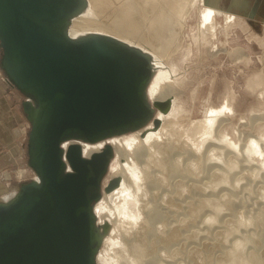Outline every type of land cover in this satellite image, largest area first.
Segmentation results:
<instances>
[{"label": "water", "instance_id": "obj_1", "mask_svg": "<svg viewBox=\"0 0 264 264\" xmlns=\"http://www.w3.org/2000/svg\"><path fill=\"white\" fill-rule=\"evenodd\" d=\"M87 0H0V71L22 96L27 165L36 178L0 197V264H98L110 229L95 205L120 185L106 176L107 140L161 125L172 101L149 98L150 53L110 33L74 36ZM145 136V132H142ZM106 140L86 156L82 142Z\"/></svg>", "mask_w": 264, "mask_h": 264}, {"label": "bare ground", "instance_id": "obj_2", "mask_svg": "<svg viewBox=\"0 0 264 264\" xmlns=\"http://www.w3.org/2000/svg\"><path fill=\"white\" fill-rule=\"evenodd\" d=\"M87 1L88 3L85 10L73 18L70 32L74 36L89 32L110 33L150 53L156 66L155 69L159 70V72H156L149 86V98L151 101H164L167 99L172 101L168 112L156 113V115H160L162 119L159 129H153L152 122H150L151 125L146 132L145 129L142 128L139 129V131H134L135 133L133 134L113 137L111 140V145L114 147V157L111 163L112 166L114 165L112 177H120L121 183L110 192H103L101 198L103 200H100V203H98V201L95 208L97 213L100 214L101 223L107 220L115 224L113 237L119 231L122 233L120 236V243L123 247H121L122 249H120L119 252L117 251L118 248H112L111 251L114 253L112 264H146L149 260L154 258L156 254L153 253V248L158 243V240H156L152 248L151 245L152 241L158 238L157 234L160 235V238H164L165 240H176V242L173 241L176 246L169 251L170 256L175 255L176 252L184 254L183 252L189 249L188 254L208 263L207 257L209 252L205 250L207 249L206 247L209 241H206V244L204 241V243L201 241V243H198L204 245V247L190 245L192 241H189L190 243H187V247L189 248L186 247L185 251H182L183 247L179 248V245L183 244L185 241L182 240L183 238L189 240L192 235L197 237L198 232H196L197 229L195 232H192L190 229L192 226L185 228L181 226V223L193 224L192 220H190L191 223H189L190 221L187 219L192 218L194 214L205 206H210L212 204L222 205L228 208L236 206L232 200L234 196L231 193L229 194L233 197L226 195L227 190L225 191L222 187L229 188L232 190L230 192L233 193L235 190L234 188L240 185L241 179L244 177L245 170L243 167L245 165L249 166L251 169V172H248L253 175L252 177H254V180L260 182V184H257L259 185L261 193L260 200H264V109L252 110L248 116L241 117V121L238 125H233L234 123L231 121V117L235 114L232 102L234 93L227 92L225 100L221 105L218 107L208 106L202 117L194 118L190 113H185L186 111L182 106H176V101L180 99L179 96L182 95V91L180 87L175 85V82L181 79V76L175 75V81L173 79V81H171L170 75L168 74L173 71L175 72L173 67V69H170L172 72L169 73L160 71L161 67L164 66L166 62L172 64L174 55L183 53L188 56L192 53L194 47H196L197 51L199 50L201 55L205 54L207 58L217 57L222 53H228L234 55L233 58L236 59V61L242 62L246 56L242 51V47H232L231 51L228 48L230 38L229 31L231 27L237 25L245 29L247 28L245 22L242 20V16L236 11L238 9H245L243 14L250 15L251 13L252 15L251 5H249L248 0H233L234 3H231L229 7L224 6L221 0ZM197 8L201 12L200 21L196 27H191L190 29L195 36L194 43L187 44V46L184 47L183 40L187 33V29L190 28V19ZM220 15L223 16L224 23H219L218 16ZM222 28L224 31L223 35L226 36L224 40L219 37ZM187 34L190 35V32ZM260 40L264 42V38ZM262 60L264 61V55ZM259 84L264 85V71L254 76L249 82V85L253 87L257 86V88ZM261 97H264V90L261 92ZM262 101H264V98ZM246 124H251L253 130L248 129L250 132H246L244 128ZM226 129L231 132L230 137L226 136ZM143 131L146 134L145 136L142 135ZM245 133H247V136L250 135V137H248V142L244 144V148L241 150L238 144L241 139L246 137ZM104 141L102 140L95 143L82 142L84 154L89 156L92 152L102 149L105 144ZM185 144L187 147L183 148L182 146ZM178 148L186 150L187 155L190 154L188 156L185 155L187 158H190L191 161H186L187 163L184 167L176 163V161H180L179 158L183 155L182 153H184L179 150V152H174L175 149ZM174 153L179 155L175 160H172L173 155H175ZM185 156L184 158L186 159ZM255 160L260 161L256 162ZM233 168L237 173L243 174V176L239 175L236 178L232 176L231 172ZM23 170L27 171L28 169L24 168ZM155 170L159 171L153 175ZM186 171L188 173L195 172V174H199L197 171H199L200 174L205 172V176L200 180L198 179L201 182L200 187L203 189H207L208 187L211 189L220 187L219 191L220 189L225 191V193L223 192V196H225L223 197L225 198L223 199L224 201L205 198L200 201L201 203L197 201L195 206H193L190 201L189 205L193 207H190V210L188 209L189 211L187 210L188 212H186L184 216H179L180 213L177 211L175 212L177 209L176 206H178L179 203H177V205L176 202H174L176 199H174L173 196L175 191L174 187L175 185L180 187L176 191L180 190L181 192L187 189L185 186H194V183H191L192 180L190 182L184 180V172ZM204 177H208L209 179L204 180ZM195 180H197V178ZM162 183L165 184L163 189H161L162 186L160 185ZM200 187L198 188L201 189ZM148 193L149 195L160 194L164 201V205H150L148 207L147 205L150 203ZM234 193L236 195L237 191H234ZM203 194L205 193L203 192ZM209 194L210 193H207V195ZM9 196L10 195H5V198ZM187 196L188 195H186V197ZM180 200L185 201V199ZM252 201H254V198ZM194 202L196 201H193V204ZM183 203L184 202H182V204ZM237 203L239 202L237 201ZM187 204L188 203L185 202V206H187ZM182 208L185 209V207ZM120 211H122V216L119 214ZM170 211H174L175 213L170 215L168 221L163 220L164 222L156 228L153 221L159 219L165 212ZM261 212L259 213L261 214ZM263 215L261 217H263ZM207 216V221L212 223L216 219L217 214L214 213ZM254 219L255 217L251 215L246 221L253 223L255 222ZM137 220L139 224L134 227ZM126 224H129L131 227L126 226ZM262 225H264V223H262ZM183 227L185 229H183ZM183 230H185L184 232L187 231V233L183 234ZM205 232L203 231L201 234ZM218 232H220V230H218ZM226 232L227 231L221 232L220 234L224 236ZM246 238L256 240L259 243L260 251L256 253V260L259 264H264V226L256 235L252 234ZM192 239L193 238H191V240ZM210 243L215 244V242ZM244 243L245 239L241 241V243L239 239L233 244V247L238 245L237 247L230 250L229 254L222 252L217 259L221 264L248 263L249 257L246 253H244V256H239L238 259L235 260V257L244 251ZM198 244L196 243V245ZM116 251L117 253H115ZM171 261L174 263H170ZM171 261L167 259L166 264H177L175 260Z\"/></svg>", "mask_w": 264, "mask_h": 264}, {"label": "rangeland", "instance_id": "obj_3", "mask_svg": "<svg viewBox=\"0 0 264 264\" xmlns=\"http://www.w3.org/2000/svg\"><path fill=\"white\" fill-rule=\"evenodd\" d=\"M221 3L224 4V6L229 7L231 6V3H234V2L233 0H221ZM248 3L249 5H251V10L253 13L252 15L251 13L250 15H246L245 13L243 14L245 9H238L236 11L240 16H242V20L245 22L247 28L245 29L244 27L237 25V26L231 27L229 31L230 38H229L228 48L231 51L232 47L241 46L244 55H246L245 58L242 60V62L236 61V59L233 58L234 55L228 54V53H222L220 56L207 58L205 54L201 55L199 50L197 51L196 47H194L190 55L186 56L183 53L178 54V55L176 54L174 55V58L172 57L173 58L172 64H168L166 62L164 66L161 67L160 72L166 71L167 73H169V72H172L170 69H173V68L175 69V72L173 71L172 73L168 74L170 75L169 77L171 78V81L173 80L175 81L174 79L175 75L181 76V79L184 78L183 80L179 79L178 80L179 82L177 81L178 84L177 82H175V85L180 87L182 91V95L179 96L180 99L182 98L181 99L182 101L180 99H179L180 102L179 100L176 101V104H177L176 106L178 107L179 105L182 106V108L186 111L185 113H190V115L194 118L202 117L205 109L208 106L218 107L219 105H221L225 100V95H227V92L234 93V99L232 102H233V106L235 109V114L233 115V117H231V121L234 123L233 125H238V123L241 121V117L248 116L252 110L264 109V101H262L264 97H261V92H263L264 90V85L259 84L258 88L257 86L253 87L249 85V82L253 79L254 76H257L261 71L262 72L264 71V61L262 60V57L264 55V45H263L264 42H261L260 40L264 38V0H248ZM200 13H201L200 10H198L197 8V10L193 13V16L190 19V22H189L190 28L187 29V33L190 32V35L186 33L184 40H183L184 47H186L187 44L194 43L195 36L193 34V31H191L190 29L191 27H196V25L200 21ZM221 16L222 15L218 16V21L219 23H222V22L224 23V18L223 16L222 17ZM223 34H224V31L222 28V31L219 33V37H221V39L224 40L226 36ZM167 69H169L170 71ZM156 72L158 73L159 70L155 69V75H156ZM0 77H4L1 71H0ZM23 118L26 121L24 115H23ZM150 125L151 123L144 128L145 132L146 130H149L148 128ZM244 128L246 132L247 131L250 132L248 129L253 130L251 128V124L249 125L246 124ZM21 130H22L23 143H24L25 136L27 134L26 132L27 127L24 126L23 123H22ZM133 133L135 132H130V133L119 135V136H127ZM225 133H226V136L230 137L231 132L228 129L225 130ZM245 134H246V137L241 139L238 144V147L241 150H243L244 144L248 142V137H250V135L247 136V133ZM114 137H118V136H114ZM112 138L113 137L109 138L107 142L111 144ZM104 143H106V140L104 141ZM182 147L186 148L187 145L185 144ZM178 150L184 153H182L183 155L180 154L181 155V157L179 158L180 161H178L179 163L176 161V163L179 166L184 167V165L187 163L186 161L188 160L191 161L190 158H187V156L190 154L187 155L186 150H183L180 148L175 149L174 152L176 151L179 152ZM178 155L179 154L173 155L172 160H175ZM184 156L186 157V159L184 158ZM255 161L259 162L260 160H255ZM14 165L15 166L11 167L9 170L11 173V176H13L12 180H14L13 181L14 184L12 183L13 184L12 187L9 188L8 190L0 191V197L3 196V193L6 191L11 192L15 190L16 186H18V184L21 181L25 180V177L28 178V175L26 173L28 172L29 169L27 171L23 170L24 168H27V167L20 166L18 165V163H15ZM113 166L111 165L108 175L105 178V181H104L105 184L108 181V179L113 175V171H114ZM243 168L245 170V171L243 170L245 172L244 177H242L241 179L242 181L240 182V185L234 188L235 189L234 191L235 192L237 191L236 195L234 191L233 193L230 192L232 190H230L229 188L222 187V189H224L225 191L227 190L226 195L234 196V197L232 196L233 198L232 197L231 198L233 200L234 205L236 206H234L233 208H228L222 205H215V204H212L210 206H205L204 208L202 207V209L199 210V212L194 214L192 218L187 219L188 221L192 220L193 224L190 225L187 223L185 224L181 223V226H184L185 228L186 227L188 228V226H192L193 229L190 227L192 232H195V230L197 229L196 232L198 231L199 233L197 232V237L192 235L191 237L193 238L192 240L191 238L189 240L183 238L182 240H185V241L183 242V244L179 245L180 246L179 248L183 247L182 251H185V248L187 247V243H190L191 241L192 242L190 245L204 247V245H200L198 243H201L204 241L206 244L209 241V244L206 247L207 249L205 250L206 252H209L208 257H207L208 263H206L204 260L202 261L201 259L200 260L196 259L195 256L188 254L189 249L188 250L186 249V251L183 252L184 254L176 252L175 255L170 256L169 251L170 249H173L176 246V244L173 243V241L176 242V240H165L164 238H160V235L156 233L158 238L153 240L152 245H151V248H152L156 240H158V243L153 248V253L154 254L156 253V254L154 258L149 260L146 264H166L167 259H169L170 261L175 260L177 264H221L220 261L217 259L219 258V254H222V252L229 254L230 250L238 246L236 245L233 247V244L236 243L239 239H240V243L241 241L245 239L244 251L241 252L239 255H237L235 257V260H237L239 256L240 257L244 256V253H246L249 257V260H248L249 262L248 263L243 262L241 264H259L258 261L256 260V257H257L256 253L260 251L259 243L256 240H252L246 237L252 234L256 235L260 229L261 230L263 229L264 225H262V223H264V215H263L264 214V200L263 199L260 200L261 193H260L259 185H257V184H260V182L257 180H254V177H252L253 175L249 174V172H251L250 171L251 169L249 168V166L245 165ZM245 168L247 169V172ZM20 170H22L21 174H19ZM207 170H210V169H207ZM158 171L155 170L153 172V175L157 173ZM184 173H183L185 175L184 180L189 181V182L192 180L191 183L193 182L194 186L193 187L191 185H189L188 187L185 186V188H187L186 190L188 191L184 189V191L186 192L182 190L181 191L182 194H181L180 190L176 191L180 187L175 185L174 190L176 192L174 191L175 194L173 193L174 199L175 198L177 199V197L179 196L177 200L176 199L174 200L176 204L179 203V205L177 204L178 206L175 205L177 208L175 212L176 211L179 212L180 213L179 216H184V214L190 210V207L195 206V204H197V201L198 203H201L200 201L202 199L204 200L205 198H210V200L212 199L216 201H224L223 199L225 198L223 197L225 196H223V194L225 193V191L222 189H220L219 191L220 187L215 188V189H211L210 187H208L207 189H203L202 187H200L201 182L199 180L203 176H205L206 174L205 172H202L200 174V172L197 171V173L199 174H195V172L188 173L186 171ZM231 173H232V176H235V178L238 177L239 175L243 176V174L241 175V173H237V171L234 168L232 169ZM196 178L197 180L198 179L199 180L198 181L195 180ZM206 179H209V178L204 177V180ZM0 181H1V178H0ZM162 184H160L162 186L161 189L165 187V184L164 183ZM198 187H200L201 189H199ZM203 192L205 194H203ZM207 193H210V194L207 195ZM229 193H231L232 195ZM186 195H188L187 196L188 198L186 197ZM252 197L254 198L255 202L252 201L253 200ZM148 198L150 201V203L147 205L148 207L150 205H161V206L164 205V201L160 194L149 195L148 193ZM241 198H245V199H241ZM180 199L182 200L185 199V201L184 200L181 201ZM246 199H248L249 201ZM190 201L193 206L189 205ZM193 201H196V202H194L193 204ZM237 201L240 204L237 203ZM100 202L101 201H99L98 203ZM182 202L184 203L182 204ZM185 202L188 203L187 206H185ZM182 207H185V209ZM175 212L174 211L165 212L162 216L159 217V219L154 220L153 223L156 226V228L159 227L162 224V222H164L163 220L168 221L170 219V215L174 214ZM181 212H184V213H181ZM259 212H261V214ZM214 213L217 214V217L212 223H209L206 219L207 217H209L207 215L214 214ZM97 214L99 217L98 221L102 222L100 214L99 213ZM119 214H121L122 216V211H120ZM251 215L255 217L254 219L255 222L253 223H249L246 221V219ZM262 215L263 217H261ZM189 223H191V221ZM113 224H114L113 222H110V229L103 240L102 246L99 251L98 264H112L113 257H114V253H112L111 251L112 248H118L117 251L119 252V250L122 249L121 247H123L120 243L121 241L120 236L122 234L121 231L117 232V234L113 237V229L115 228V224L114 226ZM138 224H139V221L137 220L134 227H136ZM126 226H129V224H126ZM184 227L183 229H185ZM223 229L227 231L224 236L220 234L221 232H225ZM218 230H220V232H218ZM184 231L185 230H183V232ZM203 231L204 232L206 231L205 233H208V234H205V233H204L205 235L201 234L203 233ZM185 233H187V231L184 232L183 234ZM183 234H182V237H183ZM210 242H215L216 245ZM196 243L198 245H196ZM117 251L115 253H117ZM215 259L217 260L213 262ZM170 263H174V262L171 261ZM122 264H125V263H122ZM230 264H237V263H230Z\"/></svg>", "mask_w": 264, "mask_h": 264}, {"label": "crops", "instance_id": "obj_4", "mask_svg": "<svg viewBox=\"0 0 264 264\" xmlns=\"http://www.w3.org/2000/svg\"><path fill=\"white\" fill-rule=\"evenodd\" d=\"M21 101L20 93L5 77H0V191L8 190L14 184L9 170L15 163L27 167L30 171L26 161L27 134L23 143L21 130L23 123L28 132V123L22 115ZM21 172L22 170L19 174ZM5 195L10 194L6 191L3 193L4 197Z\"/></svg>", "mask_w": 264, "mask_h": 264}, {"label": "built area", "instance_id": "obj_5", "mask_svg": "<svg viewBox=\"0 0 264 264\" xmlns=\"http://www.w3.org/2000/svg\"><path fill=\"white\" fill-rule=\"evenodd\" d=\"M26 174L28 175V178L25 177V180H31V179L36 178V174L31 168H30V171H28Z\"/></svg>", "mask_w": 264, "mask_h": 264}]
</instances>
